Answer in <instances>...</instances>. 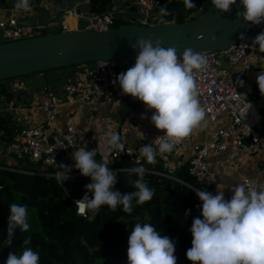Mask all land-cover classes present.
<instances>
[{
    "label": "clouds",
    "instance_id": "obj_1",
    "mask_svg": "<svg viewBox=\"0 0 264 264\" xmlns=\"http://www.w3.org/2000/svg\"><path fill=\"white\" fill-rule=\"evenodd\" d=\"M240 2L244 11H238V17L251 25L264 24V0ZM184 3L187 8L196 7L192 0H184ZM235 3L236 0H212L217 10L225 13L230 12ZM14 7L18 12L31 13L33 10L30 0H16ZM160 14L166 16L170 12L166 6H160ZM162 44L161 39L153 43L152 39L138 38L131 44L138 51L134 65L117 77L123 94L142 101L148 110H155L151 123L165 133L153 140L156 148L147 144L139 149L149 164L156 162L157 151L161 156L171 153L194 130H203L207 125V109L199 100L197 77L207 69L208 58L191 48L178 56L177 48H165ZM255 45L264 53V31L254 38ZM257 83L264 95V71L259 73ZM239 84L243 87L244 81L240 80ZM141 118L147 117L142 114ZM108 144L118 153L126 150L118 133L110 135ZM95 156V149L80 148L73 152L75 168L91 178L85 185V195L75 202L79 215L99 211L105 205L111 211L122 206L124 212L131 214L133 199L143 205L153 198L155 190L144 181L146 169L143 166L131 169L139 176L133 184L136 191L122 194L115 190L117 173L106 161L97 162ZM57 166L60 170L56 172V179L63 183L69 179L72 169L63 164ZM231 191L232 195L226 197L223 184H217L215 195L207 190H196L203 219L194 218L190 228L192 246L186 256L192 264H264V188L258 190L241 177ZM9 212L4 240L7 245L12 244L17 228L21 232L30 228L26 204L12 203ZM190 213L191 209L186 214ZM29 243L30 240H24L25 245ZM175 251V241L161 235L152 224L136 223L128 238L127 264H177ZM5 264H40V256L25 247L19 254L9 253Z\"/></svg>",
    "mask_w": 264,
    "mask_h": 264
},
{
    "label": "trees",
    "instance_id": "obj_2",
    "mask_svg": "<svg viewBox=\"0 0 264 264\" xmlns=\"http://www.w3.org/2000/svg\"><path fill=\"white\" fill-rule=\"evenodd\" d=\"M192 2L196 7L187 8L184 0H160L154 7V14L160 21H182L204 11L211 0ZM110 5L111 0H90L89 10L102 13ZM160 6H166L170 15L162 16ZM122 22L130 21L113 17V26ZM61 29L63 28L59 24L53 28H41L39 33ZM262 31L264 26L261 29H250L254 37ZM79 65L81 64L61 67ZM3 81L0 80V97L11 102L14 94L5 88ZM116 84L117 81L114 85ZM246 97L254 102L263 115L260 132L264 134V95L260 93L258 84ZM125 109L137 113L145 110L146 106L132 97L131 105H126ZM20 128L12 122L10 115L0 117V137L7 143L14 140ZM92 149L93 144L85 147V150ZM94 158L97 162L106 161L110 169L117 173L115 190L122 194L136 191L133 184L139 176L131 169L143 166L146 169L144 181L150 189L155 190L153 198L143 205H138L133 199L131 214L124 212L122 206L111 211L105 205L93 215L88 211L84 217L76 212L73 198L86 190L85 185L91 182V178L83 176L79 170L69 174V179L62 183L57 181L56 176L20 171L32 169L28 160H21L19 165H10L18 169L0 167V264H5L9 253L19 254L25 247L39 253L40 264L41 261L46 264H127L128 238L136 223H150L161 235L175 241L174 255L177 257V264H192L186 256L187 250L192 246L190 228L194 218L199 216L203 219L202 209L199 207L201 201L196 196V190L211 192V183L192 176L187 169L188 161L170 169L159 156H156L153 164L147 163L143 156L139 161L131 160L129 156L108 160L98 151ZM225 196L229 197L227 194ZM12 203L28 206L30 228L27 232H21L17 228L12 244L7 245L4 240L7 236L9 206ZM189 209L191 213L186 214ZM25 239L30 240L28 245L24 244Z\"/></svg>",
    "mask_w": 264,
    "mask_h": 264
},
{
    "label": "built area",
    "instance_id": "obj_3",
    "mask_svg": "<svg viewBox=\"0 0 264 264\" xmlns=\"http://www.w3.org/2000/svg\"><path fill=\"white\" fill-rule=\"evenodd\" d=\"M136 1L139 5V15L131 16L130 22L153 24L160 21L154 14V7L160 3V0ZM30 3L31 7L36 5L34 0ZM83 5L89 7L90 0H76L75 5L68 10L69 20L61 25L63 29L106 30L113 26V16L107 10L102 13L90 12L83 23H79L83 15L81 11ZM2 10L3 8L0 7V13ZM256 26L246 22L237 41L213 50L196 51L208 58L207 69L198 73L197 77L200 103L206 107V116L210 120H215L219 116H224L226 119L225 125L218 126L211 132L208 141L192 144L188 172L196 179L207 183H212L214 180L207 159L210 151H222L229 145L237 147L243 156L264 151V134L260 132L263 115L245 94L246 82L254 68L256 55L261 53L258 51L259 45L253 46L255 37L250 33V29ZM40 29V27L20 23L12 12L7 16H0V41L38 34ZM242 36L244 39H241ZM221 59H225L226 64H223ZM135 60L125 63L124 72L134 65ZM119 74L115 61L111 59L87 64L74 80L63 85L66 102L82 101L100 92H110ZM240 80L244 81L243 87L239 84ZM63 102L52 93L35 100L33 106L41 109L42 120L39 123L22 125L9 145V150L18 159L28 160L35 166V168L20 169V171L56 176V172L60 170L57 165H60L63 152L70 149H85L87 145L92 144V140L80 133L73 124L56 121L59 107ZM164 134V131L155 132L145 142L138 141L134 145L124 143L126 150L123 153H118V150L110 147L106 157L110 160L114 157L129 156L131 160L139 161L142 156L139 149L147 144H153L156 148L153 140ZM190 137L176 145L171 153L161 156L157 151V156L167 163L184 141L190 140ZM0 167L18 169L10 165H0ZM244 178L249 185L259 190L257 180L248 176ZM85 193L86 190L80 196L73 198L75 206V202L82 199ZM88 195L91 197L92 194L88 193ZM87 213L82 216H87Z\"/></svg>",
    "mask_w": 264,
    "mask_h": 264
},
{
    "label": "crops",
    "instance_id": "obj_4",
    "mask_svg": "<svg viewBox=\"0 0 264 264\" xmlns=\"http://www.w3.org/2000/svg\"><path fill=\"white\" fill-rule=\"evenodd\" d=\"M34 1L36 5L32 7V12L25 13L18 12L15 9L16 0H8L0 16H7L12 12L22 24H30L40 28H53L69 20L68 10L76 3V0ZM81 11L83 15L79 19V23H83L85 17L91 12L89 7L85 5L81 6ZM107 11H110L115 18L129 20L131 16L139 15V5L136 0H111V5ZM86 65L56 67L3 79L5 88L14 94L11 102L0 97V101H4L15 112L14 118L10 115L12 122L20 127L29 123H39L42 120L43 113L39 107L33 106L35 100L49 93L55 94L61 101H64L59 107L56 121L73 124L80 133L92 140L94 149L104 159H107L106 156L110 148L108 139L112 133H118L123 143L134 145L138 141L145 142L151 134L161 131L151 123V116L155 110L146 108L137 113L124 111V107L127 105L126 99L120 98L116 102H111L106 95L108 92H100L94 98L88 100L67 103L64 97L63 85L74 80ZM261 71H264V53L256 55L254 68L246 82L245 94H250V90L258 84L257 77ZM115 88L116 85L112 89ZM122 114H124L123 119ZM142 114L147 118H141ZM206 119V127L203 130H194L190 135V140L184 141V144L167 162L170 169H174L188 161L192 152V144L208 141L211 132L215 128L226 124L224 116H219L215 120H210L206 116ZM9 145L10 143L0 137V164L12 165L18 162L17 165H19V159L9 150ZM79 149L66 150L61 156L60 165L63 164L72 169L69 174L77 171L73 152ZM207 159L214 176L211 183V193L214 195L217 191V184H223L225 194L230 197L232 186L238 184L241 177L246 176L257 180L259 189L264 188L263 150L256 154L243 156L237 147L229 145L222 151H210Z\"/></svg>",
    "mask_w": 264,
    "mask_h": 264
},
{
    "label": "water",
    "instance_id": "obj_5",
    "mask_svg": "<svg viewBox=\"0 0 264 264\" xmlns=\"http://www.w3.org/2000/svg\"><path fill=\"white\" fill-rule=\"evenodd\" d=\"M7 1L0 0V7L4 8ZM238 11H244L240 0L227 13L217 10L211 0L204 11L182 21L122 22L106 30L67 28L0 41V80L107 59L114 60L119 73H123L125 63L137 57L138 51L131 44L140 37L152 39L153 43L161 39L163 47L177 48L178 56L186 48L201 51L225 47L239 39L246 24L237 16ZM106 95L114 100L125 98L127 105L132 103V96L123 94L118 80L116 88ZM8 114L15 117L14 110L0 101V117Z\"/></svg>",
    "mask_w": 264,
    "mask_h": 264
},
{
    "label": "rangeland",
    "instance_id": "obj_6",
    "mask_svg": "<svg viewBox=\"0 0 264 264\" xmlns=\"http://www.w3.org/2000/svg\"><path fill=\"white\" fill-rule=\"evenodd\" d=\"M221 62L223 63V64H225V59H221ZM92 63H94V62H92ZM95 97V94L94 95H92L90 98H94ZM89 98V99H90ZM85 100H88V99H85ZM109 100H111V102H116V100H114V99H112V98H110L109 97ZM84 101V100H83ZM124 111H129V110H127V109H125V107H124ZM263 122V121H262ZM21 160L22 159H19V162H21ZM17 163L18 162H16L15 164H12V165H17ZM21 164V163H20ZM35 167V166H34ZM32 165H31V168H34ZM91 214L93 215L94 214V212H91ZM41 264H46L44 261H41Z\"/></svg>",
    "mask_w": 264,
    "mask_h": 264
},
{
    "label": "bare ground",
    "instance_id": "obj_7",
    "mask_svg": "<svg viewBox=\"0 0 264 264\" xmlns=\"http://www.w3.org/2000/svg\"><path fill=\"white\" fill-rule=\"evenodd\" d=\"M71 24H72V22H71Z\"/></svg>",
    "mask_w": 264,
    "mask_h": 264
}]
</instances>
